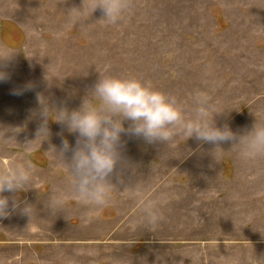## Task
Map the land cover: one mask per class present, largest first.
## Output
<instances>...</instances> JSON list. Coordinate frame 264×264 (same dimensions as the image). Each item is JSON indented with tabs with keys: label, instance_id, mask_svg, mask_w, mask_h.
Returning <instances> with one entry per match:
<instances>
[{
	"label": "rangeland",
	"instance_id": "obj_1",
	"mask_svg": "<svg viewBox=\"0 0 264 264\" xmlns=\"http://www.w3.org/2000/svg\"><path fill=\"white\" fill-rule=\"evenodd\" d=\"M81 5L0 0V44L20 51L0 67L9 74L0 130L20 131L19 143L35 139L40 98L78 109L104 74L151 81L189 107L196 91L207 92L223 111L216 126L237 135L264 122V0H134L116 25L99 21V9L74 25L67 11ZM49 129L30 157L34 189L19 193L20 208L26 202L35 215L18 208L0 218V264H264V160L245 164L231 142L215 151L194 137L148 144L125 133L112 204L92 211L73 200L53 214L45 202L64 187L66 169L45 151L63 139L75 146L77 134L52 121ZM21 151L7 146L0 164ZM134 184L145 196L167 195L158 225L145 223Z\"/></svg>",
	"mask_w": 264,
	"mask_h": 264
},
{
	"label": "clouds",
	"instance_id": "obj_2",
	"mask_svg": "<svg viewBox=\"0 0 264 264\" xmlns=\"http://www.w3.org/2000/svg\"><path fill=\"white\" fill-rule=\"evenodd\" d=\"M134 8V0H82L79 8L68 10L72 24L88 20L97 10L103 13V21L109 25L122 22ZM20 52L0 44V67H6ZM9 74L0 70V81L6 82ZM12 94H21L18 90ZM39 126L35 139L19 143V132L0 130V155L7 146H19L21 153L13 156L6 164H0V218H7L18 208L30 218L35 208L25 202L20 208L19 193L34 189L35 166L30 159L37 149L36 141L49 139V121L65 126L70 133L77 134L75 146L67 139L62 140L59 150L50 146L49 155H55L66 169L65 185L54 189L48 196L46 206L53 214L63 212L70 201L92 211L110 206L114 193L120 188L112 182L122 164V134L142 138L146 143L171 144L177 137L185 140L196 138L204 143L220 145L232 143V149L247 165H255L264 160V122L255 121L252 129L237 135L227 125L217 127L214 117L222 113L217 109L211 96L204 91H196L189 107L176 95L157 89L151 81L135 76L100 75L98 81L82 100L78 109L69 111L66 107H50L40 98ZM128 121L129 126L125 127ZM17 129V128H16ZM11 133L8 135L7 133ZM71 153L70 159L66 158ZM122 182V181H121ZM128 187V186H126ZM125 188V187H124ZM12 193V197L3 193ZM132 195L137 199L139 210L146 224L156 226L164 220L162 206L167 195L160 193L145 196L143 189L134 184ZM231 264H239L234 259ZM249 264H260L255 257Z\"/></svg>",
	"mask_w": 264,
	"mask_h": 264
}]
</instances>
